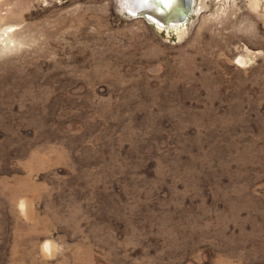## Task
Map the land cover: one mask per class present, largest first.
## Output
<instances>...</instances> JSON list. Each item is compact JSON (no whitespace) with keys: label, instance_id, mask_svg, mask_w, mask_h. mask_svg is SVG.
Returning <instances> with one entry per match:
<instances>
[{"label":"rangeland","instance_id":"rangeland-1","mask_svg":"<svg viewBox=\"0 0 264 264\" xmlns=\"http://www.w3.org/2000/svg\"><path fill=\"white\" fill-rule=\"evenodd\" d=\"M194 1L0 0V264H264V0Z\"/></svg>","mask_w":264,"mask_h":264},{"label":"water","instance_id":"water-1","mask_svg":"<svg viewBox=\"0 0 264 264\" xmlns=\"http://www.w3.org/2000/svg\"><path fill=\"white\" fill-rule=\"evenodd\" d=\"M127 10L124 12L131 19H144L151 25H185L190 21L194 8V0H177V2L165 7L162 4L155 3L154 0H125ZM163 11V12H161Z\"/></svg>","mask_w":264,"mask_h":264},{"label":"bare ground","instance_id":"bare-ground-1","mask_svg":"<svg viewBox=\"0 0 264 264\" xmlns=\"http://www.w3.org/2000/svg\"><path fill=\"white\" fill-rule=\"evenodd\" d=\"M118 2V8L121 9L123 12H131L130 10H127V7H126V1L125 0H117ZM195 2V1H194ZM121 11V12H122ZM163 12V11H161ZM193 12H197L196 9L193 8ZM147 23L148 21L145 20ZM157 30L159 31H178V32H181L184 28H185V25H168V26H162V25H158V24H155L153 25ZM242 60H239V62H241ZM47 250V248H46ZM45 252V251H44ZM48 252V251H47Z\"/></svg>","mask_w":264,"mask_h":264},{"label":"snow or ice","instance_id":"snow-or-ice-1","mask_svg":"<svg viewBox=\"0 0 264 264\" xmlns=\"http://www.w3.org/2000/svg\"><path fill=\"white\" fill-rule=\"evenodd\" d=\"M144 3H147L148 0H143ZM155 3H158V4H162L164 5L165 7H170L172 5H174L177 0H154Z\"/></svg>","mask_w":264,"mask_h":264}]
</instances>
